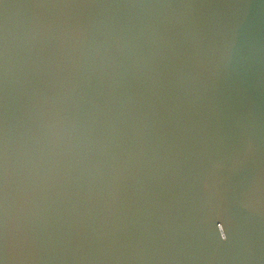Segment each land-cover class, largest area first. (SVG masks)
Segmentation results:
<instances>
[{
	"label": "water",
	"instance_id": "water-1",
	"mask_svg": "<svg viewBox=\"0 0 264 264\" xmlns=\"http://www.w3.org/2000/svg\"><path fill=\"white\" fill-rule=\"evenodd\" d=\"M0 264H264V0H0Z\"/></svg>",
	"mask_w": 264,
	"mask_h": 264
},
{
	"label": "clouds",
	"instance_id": "clouds-1",
	"mask_svg": "<svg viewBox=\"0 0 264 264\" xmlns=\"http://www.w3.org/2000/svg\"><path fill=\"white\" fill-rule=\"evenodd\" d=\"M223 239H226V237H224Z\"/></svg>",
	"mask_w": 264,
	"mask_h": 264
}]
</instances>
